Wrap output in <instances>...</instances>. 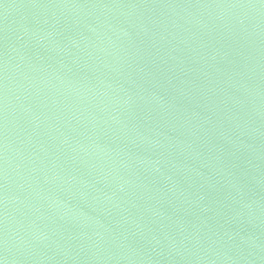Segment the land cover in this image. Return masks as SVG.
Returning a JSON list of instances; mask_svg holds the SVG:
<instances>
[{
	"label": "water",
	"instance_id": "water-1",
	"mask_svg": "<svg viewBox=\"0 0 264 264\" xmlns=\"http://www.w3.org/2000/svg\"><path fill=\"white\" fill-rule=\"evenodd\" d=\"M0 264H264V0H0Z\"/></svg>",
	"mask_w": 264,
	"mask_h": 264
}]
</instances>
